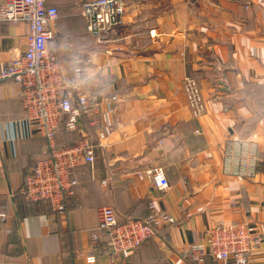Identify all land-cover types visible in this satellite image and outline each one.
<instances>
[{
	"label": "crops",
	"instance_id": "1",
	"mask_svg": "<svg viewBox=\"0 0 264 264\" xmlns=\"http://www.w3.org/2000/svg\"><path fill=\"white\" fill-rule=\"evenodd\" d=\"M62 1L68 10L50 49L68 81L120 100L105 136L86 119L79 129L58 130V145L85 130L95 142L94 163L74 169V193L58 210L22 193L47 140L27 119L21 83L0 80V264H89L81 255L89 250L94 264H234L188 254L221 222L254 225L262 240L248 264H264V0H124L120 22L102 38L87 31L84 0L48 3ZM76 17L82 26H74ZM28 30L24 21L0 20V67L25 51ZM188 75L205 99L198 117L184 92ZM234 141L255 148L252 176L235 173L237 157L234 170L226 168ZM155 166L165 169L167 190L147 173ZM152 200L173 221L131 252L106 251L99 208L112 206L120 221L144 218Z\"/></svg>",
	"mask_w": 264,
	"mask_h": 264
},
{
	"label": "built area",
	"instance_id": "2",
	"mask_svg": "<svg viewBox=\"0 0 264 264\" xmlns=\"http://www.w3.org/2000/svg\"><path fill=\"white\" fill-rule=\"evenodd\" d=\"M125 10L124 0H84L81 14L87 31L98 38L108 34L119 22ZM59 18L57 6L48 0H2L0 20L24 21L28 24L27 47L0 67V80L13 78L22 85V102L27 119L37 133L47 140V153L39 158L26 175L22 193L31 200H47L53 208L64 210L67 199L74 193L76 167L95 161V142L90 130H85L74 143L58 145L60 128L76 130L86 119L89 127L102 137L110 124L109 117L116 111L118 94L84 91L79 80L68 81L59 57L50 49L54 26ZM82 68H78L75 77ZM184 92L193 114L198 117L205 110L202 87L194 76L184 78ZM228 152L226 168L234 170L232 160L238 158L235 173L252 176L256 168V150L251 143L234 141ZM233 156V157H231ZM160 189L167 190L170 181L162 166L147 170ZM144 218L120 221L112 206L98 210L100 225L107 229L105 248L111 255L131 252L147 238L155 236L160 226L173 221L154 200ZM98 236H94L97 242ZM262 236L248 222H221L206 230L200 240L188 247L190 259L202 262L206 256L214 260H231L234 264H248L252 252L260 245ZM89 264L97 261L95 250L81 252Z\"/></svg>",
	"mask_w": 264,
	"mask_h": 264
},
{
	"label": "rangeland",
	"instance_id": "3",
	"mask_svg": "<svg viewBox=\"0 0 264 264\" xmlns=\"http://www.w3.org/2000/svg\"><path fill=\"white\" fill-rule=\"evenodd\" d=\"M58 7V10H59V15L60 14H63L65 11H67L68 9H67V7H66V2H64V1H62V3L59 5V6H57ZM80 14H81V11H80ZM80 18H78V17H76L75 19H74V26H82L81 24V21L79 20ZM63 36V35H62ZM60 36L62 39H65V37L63 36ZM83 38H84V41H86V38H85V36H83ZM84 45H85V43H84ZM83 53H85V51H83ZM80 66H82V65H79V67ZM84 67V66H83ZM77 68V67H76ZM85 68V67H84ZM84 68H83V71H84Z\"/></svg>",
	"mask_w": 264,
	"mask_h": 264
},
{
	"label": "trees",
	"instance_id": "4",
	"mask_svg": "<svg viewBox=\"0 0 264 264\" xmlns=\"http://www.w3.org/2000/svg\"><path fill=\"white\" fill-rule=\"evenodd\" d=\"M58 8V7H57ZM59 11V10H58ZM26 178V177H25ZM24 183H25V180H24ZM24 186V185H23ZM25 196V195H24ZM35 201H38V200H35Z\"/></svg>",
	"mask_w": 264,
	"mask_h": 264
}]
</instances>
